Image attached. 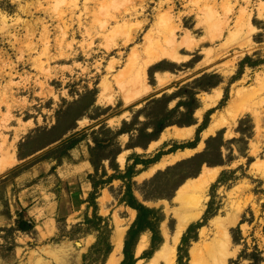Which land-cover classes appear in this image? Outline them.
Returning a JSON list of instances; mask_svg holds the SVG:
<instances>
[{
  "label": "rangeland",
  "instance_id": "obj_1",
  "mask_svg": "<svg viewBox=\"0 0 264 264\" xmlns=\"http://www.w3.org/2000/svg\"><path fill=\"white\" fill-rule=\"evenodd\" d=\"M68 1L0 0V264H109L116 228H125V238L136 211L121 201L123 181L106 179L118 173L115 167L123 172L135 155L148 159L158 151L164 153L156 161L135 166L132 191L158 210L161 240L153 248L151 232L143 231L131 248L134 264H165L179 218L166 207L180 208L177 188L203 166L220 171L203 211L175 245V264H188L190 248L213 239L219 226L230 236L228 264H251L243 250L261 251L264 264V0ZM242 11L254 30L238 26ZM164 17L177 26L169 42L182 59L147 65L136 86L130 76L141 72L144 37L151 31L154 41L163 40ZM157 71H163L162 84ZM219 89L215 106L198 115L202 94ZM163 96L170 101H160ZM214 119L221 125L202 136ZM160 121L164 127L148 137ZM172 126L195 127L187 138L167 139L148 151ZM197 136L195 147L168 151ZM71 138L81 139L68 148ZM184 149L191 151L138 177ZM90 178L102 181L94 190L102 219L87 201ZM19 214L34 227L15 229ZM106 224L110 233L101 239L97 226ZM142 235L146 245L137 253ZM106 239L112 251L105 257Z\"/></svg>",
  "mask_w": 264,
  "mask_h": 264
},
{
  "label": "bare ground",
  "instance_id": "obj_2",
  "mask_svg": "<svg viewBox=\"0 0 264 264\" xmlns=\"http://www.w3.org/2000/svg\"><path fill=\"white\" fill-rule=\"evenodd\" d=\"M69 1L72 2L73 5L76 3V0H69ZM259 17L264 18V8L259 9ZM216 20H218V18H216ZM160 22H161L160 27L163 31L162 36L164 37V39L161 41H156V40L154 41L152 36H151V33H150L151 31L145 35L144 39H145V41H147V45L144 48L145 60L143 61V63H141V65H142L141 72H140V70L137 72H133L134 71L133 70L132 74L130 76V78L132 77L131 82H133L135 85L136 84L138 85L141 81H143V79L141 77L145 74L144 70H145V67L147 65L154 63V62H157L161 59H168V60H171L174 62H179L182 59V55L178 51V49H177L178 47H176L175 43L172 44L171 41L169 42V39L175 38L176 29H177L176 24H174V22L172 21V19L170 17H164L162 19V21H160ZM215 26H216V24H215ZM236 26H237V24H236ZM238 26L252 27L251 21H250V15L248 13L245 14V12H243V11L241 12L239 19H238ZM103 28H104V26H103ZM238 28L240 29V27H238ZM252 29L254 30L255 28L252 27ZM252 29H251V31H253ZM124 34H125V32H124ZM126 35H127V40L132 39V37H131L132 32L131 31H129L128 34H126ZM175 41H176V39H175ZM136 53H138L136 48L132 49L133 58L136 56ZM134 61H136V60H134ZM136 70H138V69H136ZM155 73H156V80L159 81V83H161L162 78L160 75L163 73V71H157ZM116 78H118V77H116ZM118 79H120V78H118ZM121 79L123 80V77H121ZM129 79H127V80H129ZM144 80H146V79H144ZM263 80H264V78L261 79L260 81H263ZM119 83H121V82H119ZM259 83H261V82H259ZM140 91H141V89H140ZM127 92H129V91H127ZM233 93H236V92L235 91L232 92L231 98H233V95H234ZM134 94H135V92H134ZM247 94L248 93H246V95ZM220 96H221V90L220 89L218 91H212L211 93H203L202 94V106L200 109L197 110L196 113L198 115H201L205 109H208L212 106H215V104H216V102ZM238 96L239 95H237V97ZM244 98H245V96H244ZM229 102H230V100H229ZM233 102H234V100H233ZM231 108H229V106H228V109H230L232 111L233 108L232 109ZM237 110L238 109H236V111L234 113H231V115L233 114L232 115L233 119H235V117L237 115ZM221 116L222 115H220V117ZM220 125L215 119L212 120L208 124L207 128L203 131L202 136H205L208 133L214 132V130ZM194 127L195 126L167 127L162 131L158 140L150 142V144L147 147V150L148 151L151 150L154 146L160 144L161 142H163L167 139H171V138L184 139V138H187L188 136H190L193 133ZM190 151H191L190 149H184V150L176 151L175 153H172V154L164 155L158 162L151 165L146 172H142L138 177L140 178L144 175H147V174L149 175V174L153 173L156 169L162 168L165 165L174 162L175 160L179 159L184 154H186ZM219 171H220V167H212L211 168V167L203 166L200 173L196 177L189 178V179L185 180L177 188L175 196H174V200L179 202L180 208H178V207H176V208L166 207L167 208L166 211H170V209H173L176 213H178L179 218H178V222L176 225L175 232L172 236L173 246L169 248L168 253L163 254L164 257L162 256L164 258L165 264H175V258H176L175 245L178 242L179 237H180L181 233L184 231V229L189 225V223H191L192 221L197 219L199 217V215L201 214V212L203 211V209L205 207V203L207 201V192H208L209 186L214 181V179L218 175ZM166 206H168V205H166ZM180 209H182V212L180 211ZM131 211L134 212V210H131ZM116 229L117 230H116V232L112 238L114 249H113V252L111 253V258H110L109 264H118L120 257H122L121 256V248L123 245L125 228H116ZM218 231H219L218 235H216L210 241L203 242L201 244L196 243L190 248V260H189L188 264H228V259L231 255L230 245H229L230 244L229 232H228L227 228H223L221 226H219ZM145 245H146L145 239H144V236L142 235L137 246H136L137 253H139ZM157 256H159V253L155 254L154 258L152 260L155 263L157 262V258H158Z\"/></svg>",
  "mask_w": 264,
  "mask_h": 264
},
{
  "label": "trees",
  "instance_id": "obj_3",
  "mask_svg": "<svg viewBox=\"0 0 264 264\" xmlns=\"http://www.w3.org/2000/svg\"><path fill=\"white\" fill-rule=\"evenodd\" d=\"M170 99H171V97H169V96H163L162 98H160V101H164V103H167L168 101H170ZM178 104L181 105L180 102H178ZM211 111H212V109H209L207 112L210 113ZM204 125H202L198 128L197 134L201 131V129H204L206 127V126L204 127ZM162 127H164V125L160 121L159 123H157L154 126L155 131L153 133H147L148 137H155V133H158ZM144 129L141 128L140 131H142ZM122 132H124V131L120 129L116 132V134H120ZM80 139L79 138L68 139V140H70V142L68 144V148L73 147ZM94 141L97 142V139H94ZM197 142H198V136L194 140L187 141L186 143H183L179 146L173 145V147L168 149V151H173L176 148L194 147ZM97 144H98V142H97ZM93 151H94V148H90V150H89V152L91 153L90 161L96 168L95 162L93 161V156H94ZM163 153L164 152H162V151H158L153 158H148V159H140L137 155H135L134 161L131 164L127 165L123 172L119 171V169L117 167H115V169L117 170L118 173L110 175L106 179L108 181H111V179H113V178H120L123 181L125 189H124V193L122 195L121 201H123L125 204H127L131 208L135 209V211H136L135 219L130 224V226L127 230L126 236L124 238L123 250H122L124 257L119 264H134L135 263V258H134V255L132 254L131 248H132V246L135 245V243L137 241V237L143 231L149 230L151 232V246L153 248L161 240V236H160L159 229H158V223H159L161 216L158 213V210H156L155 208L146 206L144 203H142L141 201H139L135 197V195L132 191V185H133L132 177L135 175V166L138 163H142L143 165H147L149 162L156 161L159 158V156ZM204 161H206V160H204ZM206 162H209V161H206ZM90 181H91V185L93 187V191L90 192L87 201L89 202V205L93 207V216H97L99 219H102L103 217H101L100 215H97V212H96L97 205L95 202V191H94L97 188V185H100L102 181L98 182V181H94L93 179H91ZM105 181H103V183ZM85 221L87 223H89V222H91V218L86 216ZM199 225L200 224H197V227ZM33 227H34V223L31 219H24V217L20 216V214H19V216L16 219V228L15 229H18L21 231H27ZM97 230H100L99 234L101 236V239L108 237V235L110 233V228H108L107 224L104 227L97 226ZM96 245L98 246V243ZM110 251H111V242L109 240H107L105 243V250H104L105 257L109 254ZM242 252H243V256L250 257L249 259L252 261L251 264H260V261L263 259L262 255H261V251H259L258 253L255 252V253H250V254H246L245 250H243ZM239 256L241 257L242 254H240ZM103 262H104V260H103Z\"/></svg>",
  "mask_w": 264,
  "mask_h": 264
},
{
  "label": "water",
  "instance_id": "obj_4",
  "mask_svg": "<svg viewBox=\"0 0 264 264\" xmlns=\"http://www.w3.org/2000/svg\"><path fill=\"white\" fill-rule=\"evenodd\" d=\"M112 249H114V248H112ZM112 251V250H111Z\"/></svg>",
  "mask_w": 264,
  "mask_h": 264
},
{
  "label": "crops",
  "instance_id": "obj_5",
  "mask_svg": "<svg viewBox=\"0 0 264 264\" xmlns=\"http://www.w3.org/2000/svg\"><path fill=\"white\" fill-rule=\"evenodd\" d=\"M195 147V146H194ZM192 148V147H191Z\"/></svg>",
  "mask_w": 264,
  "mask_h": 264
}]
</instances>
